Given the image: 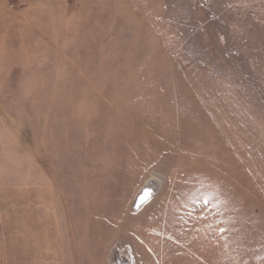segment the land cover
<instances>
[{"label":"rangeland","instance_id":"rangeland-1","mask_svg":"<svg viewBox=\"0 0 264 264\" xmlns=\"http://www.w3.org/2000/svg\"><path fill=\"white\" fill-rule=\"evenodd\" d=\"M0 264H264V0H0Z\"/></svg>","mask_w":264,"mask_h":264},{"label":"bare ground","instance_id":"bare-ground-1","mask_svg":"<svg viewBox=\"0 0 264 264\" xmlns=\"http://www.w3.org/2000/svg\"><path fill=\"white\" fill-rule=\"evenodd\" d=\"M147 194V192H145V195ZM140 198H142V196L140 197Z\"/></svg>","mask_w":264,"mask_h":264}]
</instances>
